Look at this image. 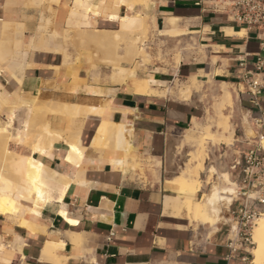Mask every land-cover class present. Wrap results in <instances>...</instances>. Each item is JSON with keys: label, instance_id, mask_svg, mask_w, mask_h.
<instances>
[{"label": "crops", "instance_id": "1", "mask_svg": "<svg viewBox=\"0 0 264 264\" xmlns=\"http://www.w3.org/2000/svg\"><path fill=\"white\" fill-rule=\"evenodd\" d=\"M148 1L152 3L148 8L133 5L130 10L121 5L114 11L108 6L103 12L93 5L95 0H57L49 13L46 2L0 0L1 56L13 55L14 43L19 45L17 55L33 49L10 65L14 70L7 65L0 70V130L10 134L5 147L0 145V175L17 190L24 185L23 178L31 180L26 177L38 179L46 190L43 199L34 190L24 196L14 192L12 198L20 205L16 210L0 205V264H251V255L229 248V224L218 223L212 229L206 226L210 223L189 221L183 211L179 217L166 209L168 199L180 197L171 184L175 171L167 164V155L203 113L192 96L196 91L180 99L169 88L175 80L190 76L204 86L226 85L236 111L251 121L264 114V86L254 101L248 84L251 75L264 78L263 46L254 31L235 27L215 10L222 0ZM131 14L147 19L146 49L153 56L161 48L170 64L174 46L179 45L177 67L153 61L144 78L134 75L117 84L110 82L111 68L99 62L103 52L83 50V44L79 51L71 45L60 48L67 29L113 32L119 23L108 16ZM171 18L178 31L174 26L167 32L178 36H160ZM46 24L48 35L56 38L40 36ZM138 88L144 92L137 94ZM37 102L100 113L71 114L70 120L60 112L40 115L29 109ZM31 120L46 122L64 138L42 153L34 151L37 133L28 127ZM73 123L81 157L71 155L64 140ZM110 125L123 127L121 144L105 136ZM258 133L261 137L254 132L246 139L242 131L228 163L260 145L264 126ZM4 151L30 158L38 166L31 162L13 166ZM138 162L144 166L143 177L133 168ZM23 170L29 175L22 177ZM197 193L201 192L193 200ZM73 235L80 237L79 243ZM46 244H52V256H43ZM231 247L238 249L234 243Z\"/></svg>", "mask_w": 264, "mask_h": 264}, {"label": "bare ground", "instance_id": "2", "mask_svg": "<svg viewBox=\"0 0 264 264\" xmlns=\"http://www.w3.org/2000/svg\"><path fill=\"white\" fill-rule=\"evenodd\" d=\"M48 1L54 3L55 5L57 3V0H48ZM114 1L116 5L118 6V8L119 6L124 5L130 10H132L133 5L140 3V1H144V4L147 6V8L152 6V3L147 0H114ZM88 11L90 12L89 14L93 16L89 7H88ZM108 17L118 20L119 29L113 32L94 30L91 33H88L84 30H80L79 28H75L73 30L77 33L76 37L79 39L78 41H80L81 43H84L83 41L85 39L86 40L89 39L90 41L97 43V45L106 44V45L115 46V44L120 39L124 37L125 38L130 37L133 33L140 30L143 25V18L139 14H134V15L131 14V15H126V16H121V17L109 15ZM175 21L176 19H173V18L168 19L167 24L170 27H174ZM6 26L10 27L9 25H6ZM141 31L143 32V30ZM134 54H136L135 47L129 48L127 55L131 57V55H134ZM147 60L149 61L147 54H140V60H139L140 65H145V63H147ZM111 62H112V66L110 67L111 68L110 78L112 82L117 83V84L124 83L128 78L129 68L121 66L119 64V59L116 57L111 59ZM196 82H197L196 78L194 76H190L184 85L178 87L177 90L172 93H175L177 96H180V97L188 98L191 95L193 89L196 88L195 87L197 85ZM143 92L144 90L141 88H138L136 90L137 94H142ZM231 103H232L231 93L229 91H224V93L222 94V100H220L218 105H215L213 108L214 118L217 119L216 127L220 128L222 132L228 131L227 116L223 113V111L226 109V107H229ZM42 108L50 110V111L53 110L55 112H64L65 114L67 113H71V114H80V113L81 114H87V113L95 114L97 113L99 114L100 113V110L87 109V108H83L77 105H64V104L54 105V104L45 103V102H37L34 106L30 107L29 109L31 110L39 109L40 110ZM25 124L27 125L28 123L25 122ZM75 125L76 124L73 123L72 126H69V129L66 131L67 136L64 140L70 147L69 153H71V155L73 156L81 157L82 149L80 148V144H79V134L76 131V129H74L76 127ZM127 126H130V125L128 124ZM126 130L128 131L127 127H126ZM104 133L106 137L107 136L114 137L117 140V142L120 144L124 140L123 127L121 125H110L108 130ZM196 133L202 134L201 137L203 138L200 137L202 140L200 139L199 141L200 143H198L200 147L199 154L198 155L196 154L193 156L195 160L193 170L191 173L186 172L187 176L177 175L171 180V184L177 189V191L180 194V197H177L174 199H168L166 203V209H170V211L172 210L171 212H174L176 216L177 215L179 216L181 211H183L186 218L191 222L209 223L212 217L211 210L208 209L209 204L215 202V200L219 198L221 194L231 195L235 191V189L233 188V184L231 183L229 179V175L227 173H224L222 176L221 186L213 188L209 190L208 192H203L201 178H200V174L204 170V159H205L204 157L205 155L203 154L204 150L202 148V141L210 140L213 133L209 130L207 126H199L197 123H195V125H193L192 128L187 131V134L185 136L186 138H184L185 142L187 143L194 142ZM62 134L63 133L61 131L50 130L48 124L42 126V129L37 133V136H36L37 142L33 146V150L42 153L46 148L51 147L54 141L63 139L64 137H62ZM0 135H1L0 144L3 147H5L7 141L10 138L9 137L10 134L7 132V130L2 129L0 130ZM254 135L255 134L253 130L251 128H248L246 131V136L251 138ZM259 144L264 149V138L260 139ZM4 153L7 156H9L11 161L14 162L15 164L16 162H20V164H22L23 162L24 163L31 162L33 165L38 166V163L33 162L32 159L30 158L28 159V158L16 156L6 151H4ZM136 166H137V163L133 165V168H135ZM17 171L21 173L22 170L18 169ZM27 175L29 174H27L26 171L23 170L22 177H26ZM34 175L32 176L34 177ZM26 178H31V180L23 178L24 182L25 183L28 182L29 184L24 183V185L21 187V190H17L16 186L11 185L9 182H5V180L0 175V205L4 206L7 211L16 210L17 207L20 206L18 202L16 201V199L12 198V194L14 192H19L21 196H24V194H29L32 190H34L36 191V194L39 198L43 199L45 197L46 190L38 182V179L32 180L34 179L32 177H26ZM209 179H210V176L206 179V184L208 183ZM25 180H28V181H25ZM196 192H201V196L199 200L194 201L193 198L191 197ZM60 215L68 223L74 224V222L66 218L65 213L61 212ZM73 236H75L74 237L75 243L77 242L79 243L81 240L80 237L77 235H73ZM252 241H253V248L250 250V255H251L250 263L251 264H264V212L256 221V226L254 227V230H253ZM52 255H53L52 244H46L43 250V256L49 257Z\"/></svg>", "mask_w": 264, "mask_h": 264}, {"label": "rangeland", "instance_id": "3", "mask_svg": "<svg viewBox=\"0 0 264 264\" xmlns=\"http://www.w3.org/2000/svg\"><path fill=\"white\" fill-rule=\"evenodd\" d=\"M39 3L46 2L48 4V12H53V7H55V4L48 1V0H36ZM148 1V0H147ZM94 6L101 7L103 9V12H106L107 7H111L114 9V11H117L118 6L116 5L114 0H95L93 3ZM137 6H140L142 8H147V6L144 4V1H140V3L136 4ZM91 6H89V9H91ZM95 15V13H92ZM117 17V16H116ZM167 22V21H166ZM145 23V24H144ZM145 25V26H144ZM169 25L166 24L165 30L160 32V36L162 37H168V38H174L177 36H169V33L167 30H169ZM143 30V32L141 31ZM171 30V29H170ZM173 30H177L176 24ZM49 32V25L46 24L45 26L40 28V36L42 37H52V39L56 38L57 36L55 34L48 35ZM141 32V33H139ZM149 33L150 28L147 22V19H143V25L140 30L133 33L128 38H122L120 39L115 46L113 45H106V44H98L95 42L88 40H84V43H81L78 41L79 39L76 37V32L73 29H67L65 32V35L61 37V44L60 48L63 50V47L71 45L72 48L79 51L81 48V44H83V50L85 49H93L99 52H103L105 55L101 58L99 61L101 64L105 66H112L111 59L118 58L119 64L123 67L129 68V75L128 78L136 76V78L142 79L144 78L143 74L147 71V66L151 65L153 61L163 62L164 64L171 65L174 67H177L180 61V53H179V45H175L174 50V56L173 60L169 64V62L166 60V55H163V51L161 48H158L156 56H153L151 52L144 47V42L149 41ZM51 39V40H52ZM94 43V44H93ZM18 47L16 43H14V54L8 57L1 56V51L3 47L0 45V70L2 69L3 65H7L10 67L11 70H14L10 65L15 63L16 60L20 58V54L23 55V57L26 55L27 52L33 50H26L23 49V52H18ZM30 47V46H29ZM32 47V45H31ZM135 47L136 54L127 55L129 48ZM58 49V48H57ZM137 49V50H136ZM94 53V54H95ZM140 54H147L148 59L147 63L145 65H140ZM117 55V56H115ZM120 55V56H119ZM110 82H112L110 76H109ZM187 79H181V80H175L172 85L170 86L169 91L175 92L178 87L185 84ZM113 83V82H112ZM197 85L196 88L193 89V91L196 90V92L193 93L194 99L201 105L202 107V116L197 121H193L190 128H188L185 132H183L180 137L177 139L176 147L173 148L172 152H170L167 155L166 161L167 164L172 166L174 168V174L176 175H183L187 176V173H191L195 164V160L193 158L194 155H198L200 152V147L198 143H200V139L202 134H195V141L194 142H185L187 131L192 128L195 123H197L199 126H207L209 130L213 133L210 140L202 141V148H203V154L205 155L204 159V170L200 174L201 178V184H202V190L203 192H208L209 190L216 188L218 186H221L222 184V176L224 173H227L229 175V179L231 183L234 186V179L233 176H231L229 172V157H230V150H232L233 145L235 144V138L239 137L242 134V131H244V136L246 139H250L246 136V131L248 128H251V121L247 117L240 112L236 111L234 102L232 101L231 105L229 107H226V109L223 111V113L227 116V124H228V131L222 132L220 128L216 127V118H214L213 108L215 105H218L219 101L222 100V94L224 91L231 90L226 86L222 85L220 88H214L211 85L204 86L202 83L199 84L196 82ZM180 99H186L185 97H180ZM191 98V97H190ZM53 110H47V109H37L33 110V112L37 114L44 115L47 112H52ZM55 112V111H54ZM65 114L64 112H60ZM81 114V113H80ZM97 114V113H95ZM69 120L72 118L71 113L66 114ZM70 123V122H69ZM46 122L42 123H35L31 120L29 123V128H36V133H38L42 126L46 125ZM37 125V126H35ZM201 137V138H200ZM254 137V136H253ZM251 137V138H253ZM202 140V139H201ZM204 144V145H203ZM1 145V144H0ZM198 146V148H197ZM204 146V147H203ZM4 155L7 157L9 162L12 163L13 166H15V163L11 161L9 156H7L5 153ZM147 168L149 170L152 169L151 165L148 163ZM135 170H138L140 173V176H144V166L141 163H137V166L134 168ZM210 176V179L208 183L206 184V179ZM236 191V190H235ZM235 191L229 195V194H221L219 198L215 200V202L209 204L208 209L211 210L212 217L209 221V225L212 229L215 228V225L218 223H226L230 226H234L235 224L232 222L231 218L228 216V209L229 204L231 203V199L234 197ZM198 195V196H197ZM201 196V193H197L195 196L196 200H199ZM194 200V201H196ZM198 224L200 222H197ZM204 224L206 223H200ZM256 226V223L254 227ZM251 232V236H253V230ZM232 237V236H231ZM253 242V241H252ZM253 248V245L248 248V254L250 256V250ZM251 258V256H250Z\"/></svg>", "mask_w": 264, "mask_h": 264}, {"label": "built area", "instance_id": "4", "mask_svg": "<svg viewBox=\"0 0 264 264\" xmlns=\"http://www.w3.org/2000/svg\"><path fill=\"white\" fill-rule=\"evenodd\" d=\"M215 10L223 13L227 21L235 27L251 30L264 51V0H222L215 4ZM148 42H144L146 48ZM262 61L258 59L257 71ZM249 92L256 101V96L264 86V78L251 75ZM264 126V114L251 119V127L256 136ZM229 172L234 179L235 194L229 205V216L234 226H230L232 240L229 248L232 252L242 249L248 254L253 245L251 232L257 219L264 212V149L255 145L252 149L240 153L232 160ZM238 247L232 248V244Z\"/></svg>", "mask_w": 264, "mask_h": 264}]
</instances>
